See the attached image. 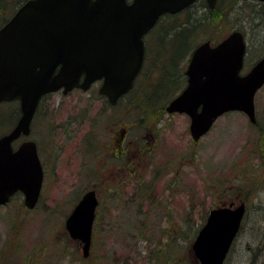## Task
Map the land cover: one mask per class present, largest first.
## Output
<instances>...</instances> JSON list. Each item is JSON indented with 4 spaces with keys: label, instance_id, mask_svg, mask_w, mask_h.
Here are the masks:
<instances>
[{
    "label": "rangeland",
    "instance_id": "rangeland-1",
    "mask_svg": "<svg viewBox=\"0 0 264 264\" xmlns=\"http://www.w3.org/2000/svg\"><path fill=\"white\" fill-rule=\"evenodd\" d=\"M205 2L190 11L193 18L210 15ZM260 5L257 0H241L239 14L216 20L212 15L201 38L221 40L236 29L243 32L247 41L243 75L264 55V19L250 18L253 7ZM4 22L0 20V26ZM126 100L112 107L100 95L99 85L88 92L57 93L45 99L30 136L39 143L45 164L42 196L33 210L26 208L22 195L0 207V264H156V253L163 250L171 264H199L192 244L209 212L241 201L251 209L226 264H264V182L260 181L264 160L259 156L261 135L249 118L226 114L195 143L187 115L165 111L141 129L139 112ZM18 109L17 102L0 104V136L16 124ZM256 112L264 125V87L256 96ZM83 117L87 126L78 129ZM125 134L131 153L123 162L138 164L143 189L137 195V185L128 181L129 186L99 195L95 246L91 258H84L65 222L86 190L99 188L108 174L120 176L117 168L122 161L113 155L120 151L117 140Z\"/></svg>",
    "mask_w": 264,
    "mask_h": 264
},
{
    "label": "water",
    "instance_id": "water-1",
    "mask_svg": "<svg viewBox=\"0 0 264 264\" xmlns=\"http://www.w3.org/2000/svg\"><path fill=\"white\" fill-rule=\"evenodd\" d=\"M196 1L28 0L17 10L0 28V103L21 102L17 125L0 137V206L17 192L25 195L29 209L40 199L44 171L37 146L29 141L14 150L13 143L30 135L41 98L61 89L65 94L75 88L87 91L103 81L100 93L117 104L143 67L144 36L163 15H176ZM206 1L214 9L218 0ZM246 53L245 36L237 30L215 46L208 41L194 50L185 72L187 86L167 112L190 117L195 142L228 112H243L257 123L255 98L264 86V56L243 75ZM98 205L91 190L66 220L84 257L90 254ZM232 206L210 211L192 245L200 264H224L246 210L245 204Z\"/></svg>",
    "mask_w": 264,
    "mask_h": 264
},
{
    "label": "trees",
    "instance_id": "trees-1",
    "mask_svg": "<svg viewBox=\"0 0 264 264\" xmlns=\"http://www.w3.org/2000/svg\"><path fill=\"white\" fill-rule=\"evenodd\" d=\"M25 1L0 0V20L6 22L11 11L14 13ZM201 1L205 2V0H199L180 15L164 16L146 37V58L143 71L137 78L133 91L124 97L127 98L125 103L139 112L138 125L141 129L146 126L148 128L155 118L157 120L162 118L171 100L185 88L187 84L185 69L193 51L205 41H210L213 45H216L223 39L218 40L211 37L205 41L201 40L209 26L211 16L216 15L214 17V20H216V17L217 19L219 17L223 19V15L229 17L235 12L238 13V4L241 2V0H219L218 5L220 6L217 5L214 10L209 9L205 2V7H208L210 15L200 19L193 18L190 11ZM263 12L264 4L259 7L254 6L250 18L252 19L254 16L261 21L264 19L262 18ZM240 20H243V18ZM254 128L261 135L259 156L263 161L264 125L258 121ZM260 181L263 183L264 178L261 177ZM248 206L247 212H250L251 206L249 204ZM166 247H168V244ZM155 260H157L156 264H171L172 259L165 255L163 250L156 253ZM159 261L164 262L160 263Z\"/></svg>",
    "mask_w": 264,
    "mask_h": 264
},
{
    "label": "flooded vegetation",
    "instance_id": "flooded-vegetation-1",
    "mask_svg": "<svg viewBox=\"0 0 264 264\" xmlns=\"http://www.w3.org/2000/svg\"><path fill=\"white\" fill-rule=\"evenodd\" d=\"M75 91H81V90H79V89H76V90H73V91H71V92H69V93H67V94H65L64 93V91H59V92H56V93H52V94H62L63 96H68L69 94H71V93H73V92H75ZM81 92H84V91H81ZM52 94H49V95H47V96H45V97H43L42 99H41V101H40V103H39V105H38V108H37V110H36V112H35V115H34V118H33V120H32V123H31V133H30V136L33 134V124H34V122H36V120H37V118H38V115H40V113H41V111H42V107H43V103H44V101H45V99L46 98H48L50 95H52ZM103 97H105V96H103ZM17 103H18V113H19V115H18V118L20 117V113H21V108H20V103H19V101H16ZM112 107H116V106H112ZM14 114L16 115L17 113L16 112H14ZM168 115H173V114H179V113H167ZM17 118V119H18ZM78 119V118H77ZM60 125V124H59ZM58 125V126H59ZM83 126H87V119H84V117L80 120V121H78V126H77V128L78 129H81ZM256 126V125H255ZM77 131H76V129H74L73 130V134L74 133H76ZM127 134V133H126ZM123 135V137L122 138H120V139H118L117 140V145H119L120 144V151H118V154H114L113 155V157L116 159V160H118V161H122L121 163H120V168H117V170H120V171H122V172H120L119 174H120V176H114V177H112L110 174H108L105 178H104V183H102L101 184V186H99V188H91V189H88V190H86L85 192H84V194L85 193H87L88 191H91V190H95L96 191V193L98 194V196L99 195H102V193L104 192V191H106L105 192V194H108L109 193V191L108 190H112V188L113 187H117V186H122L123 187V184H126L127 186H129L127 183H128V181H131L132 182V185H137V190H136V194L137 195H139L140 194V192H141V190L143 189H139L140 188V186H141V183H142V180H143V175H141L140 173H137V171H136V169H138L139 168V166H138V164H136V163H133V162H130V161H128L127 159L123 162V160L126 158V157H128L129 155H130V153H131V151H130V149H129V147L126 145V143H127V139H126V136L127 135ZM30 136H25V135H23V136H21L17 141H15V143H14V148L15 149H18L20 146H21V144H23V143H26L27 141H34V140H32L31 139V137ZM35 142V141H34ZM35 144H36V146H37V151H38V155H39V157H40V159H41V162H42V165H43V169H44V182H45V179H46V170H45V164H44V162H43V159H42V157H41V150H40V146H39V143H37V142H35ZM106 167V166H105ZM43 188H44V186H43ZM99 191H101L100 193H99ZM140 191V192H139ZM83 194V195H84ZM17 195H22L20 192H18V193H16L15 195H13L12 197H11V199H10V202L7 204V205H10V203L12 202V200L17 196ZM23 196V195H22ZM133 197V196H132ZM132 197H130V199L132 198ZM24 198V197H23ZM99 201H100V204H99V207H98V209H97V216H96V220H95V225H94V230H93V241H92V247H91V252H90V258H91V256H92V250H93V247L95 246V241H94V238H95V227H96V223H97V221H98V218H99V213H100V207H101V205H102V203H101V200H100V197H99ZM128 201H131V200H128ZM136 201V198H134L133 199V201H131V202H135ZM242 202H245V201H242ZM241 202V203H242ZM231 203H233V202H231ZM230 204V203H229ZM245 204L247 205V202H245ZM6 205V206H7ZM142 205V204H141ZM248 208H249V206L247 205V211H248ZM117 225H119V223H117L116 224V226ZM72 241H76V240H72ZM78 243H79V245H80V251L82 252V244H81V242H79V241H77ZM235 246V245H234ZM234 246L232 247V249H231V252H232V250L234 249ZM231 252H230V254H231ZM229 254V255H230ZM229 257V256H228ZM198 261V260H197ZM199 262V261H198ZM226 263V262H225ZM200 264V263H199Z\"/></svg>",
    "mask_w": 264,
    "mask_h": 264
}]
</instances>
